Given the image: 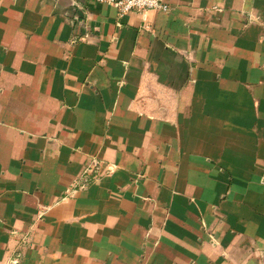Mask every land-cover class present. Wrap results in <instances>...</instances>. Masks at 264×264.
<instances>
[{
  "label": "crops",
  "instance_id": "obj_1",
  "mask_svg": "<svg viewBox=\"0 0 264 264\" xmlns=\"http://www.w3.org/2000/svg\"><path fill=\"white\" fill-rule=\"evenodd\" d=\"M164 1L0 0V262L264 264V0Z\"/></svg>",
  "mask_w": 264,
  "mask_h": 264
},
{
  "label": "built area",
  "instance_id": "obj_2",
  "mask_svg": "<svg viewBox=\"0 0 264 264\" xmlns=\"http://www.w3.org/2000/svg\"><path fill=\"white\" fill-rule=\"evenodd\" d=\"M97 3L113 6L118 10L119 16L138 12L144 17L149 11L169 12L170 6L164 0H93ZM83 40V39H82ZM114 165H109L98 156H92L81 173L73 180L64 193L63 199L75 198L79 193L86 191L92 184L111 175L115 171ZM30 242L28 235L22 236L20 245L26 246ZM0 264H20L17 254L10 255Z\"/></svg>",
  "mask_w": 264,
  "mask_h": 264
}]
</instances>
